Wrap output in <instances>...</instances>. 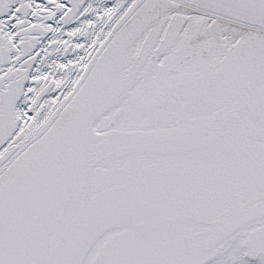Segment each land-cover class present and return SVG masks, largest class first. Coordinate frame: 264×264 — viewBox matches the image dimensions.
<instances>
[{
	"label": "snow or ice",
	"instance_id": "snow-or-ice-1",
	"mask_svg": "<svg viewBox=\"0 0 264 264\" xmlns=\"http://www.w3.org/2000/svg\"><path fill=\"white\" fill-rule=\"evenodd\" d=\"M0 264H264V0H0Z\"/></svg>",
	"mask_w": 264,
	"mask_h": 264
}]
</instances>
